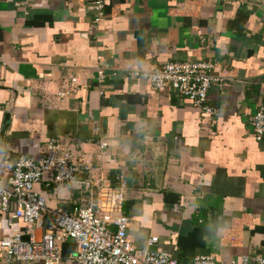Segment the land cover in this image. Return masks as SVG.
<instances>
[{"label":"crops","instance_id":"0c3cea01","mask_svg":"<svg viewBox=\"0 0 264 264\" xmlns=\"http://www.w3.org/2000/svg\"><path fill=\"white\" fill-rule=\"evenodd\" d=\"M93 17L89 0H0V154L37 158L53 138L69 146L90 188L47 175L36 185L63 210L124 182L137 250L156 236L182 264L264 256V136L251 121L264 107V0H105ZM183 59L216 60L213 114L125 76ZM24 228L0 213V240Z\"/></svg>","mask_w":264,"mask_h":264},{"label":"built area","instance_id":"2783aa9c","mask_svg":"<svg viewBox=\"0 0 264 264\" xmlns=\"http://www.w3.org/2000/svg\"><path fill=\"white\" fill-rule=\"evenodd\" d=\"M89 2L94 21L101 20L105 0ZM216 66L215 59L171 60L153 69H127L125 76L145 78L156 90H172L203 112L213 114L207 97L212 84L222 80L215 72ZM96 73L97 81L102 82L106 73L100 68ZM70 81L76 85L78 78L73 76ZM251 121L253 134L261 139L263 106L252 113ZM84 170L89 167L82 164L69 146H63L55 138L43 144L37 158L10 150L0 154V213L10 214L25 224L23 230L1 238L0 264H64L62 246L66 241L73 244L69 256L76 264H182L172 254L155 248L156 236L149 237L141 250L132 244L127 232L129 218L121 212L124 182L119 180L109 186V194L102 195L106 198L99 203L73 206L69 210L49 206L36 190L45 175L72 189L87 190L92 179L82 176ZM191 264H264V256L247 254L217 261L211 255H196Z\"/></svg>","mask_w":264,"mask_h":264},{"label":"trees","instance_id":"16d2710c","mask_svg":"<svg viewBox=\"0 0 264 264\" xmlns=\"http://www.w3.org/2000/svg\"><path fill=\"white\" fill-rule=\"evenodd\" d=\"M73 252V244L70 241H66L62 246V256L70 254Z\"/></svg>","mask_w":264,"mask_h":264}]
</instances>
